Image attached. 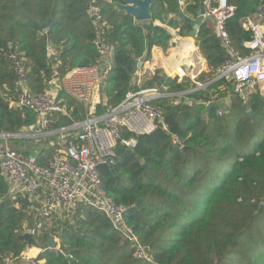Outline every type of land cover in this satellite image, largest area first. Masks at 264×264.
Returning a JSON list of instances; mask_svg holds the SVG:
<instances>
[{
    "label": "trees",
    "instance_id": "16d2710c",
    "mask_svg": "<svg viewBox=\"0 0 264 264\" xmlns=\"http://www.w3.org/2000/svg\"><path fill=\"white\" fill-rule=\"evenodd\" d=\"M117 1L95 3L112 50L103 89L104 103L112 107L124 100L138 62L149 59L154 46L165 48L171 29L180 28V35L189 30L179 9L196 18L200 4L185 0L182 7L179 0H155L150 19L137 22L114 6ZM259 2L248 0L245 10L235 11L225 23L231 47L243 56L249 54L243 42L252 31L242 27L241 19L256 12ZM87 7L88 0H0V134H18L36 119L32 109L13 108L2 96L15 95L9 52L23 58L28 85L36 92L44 90L53 70L63 74L95 63L96 28ZM197 40L211 69L204 88L182 94L196 85L159 70L142 82L174 97L187 96L194 104H169L166 96L154 99L163 104L167 130L158 127L138 135L134 147L118 144L114 162L99 168L103 189L126 207V222L151 260L136 258L103 214L80 207L73 220L60 225L62 251L40 253L42 264H264V96L256 91L242 101L232 91V81L216 78L229 52L206 21ZM207 74L202 72L199 80ZM59 97L69 116L54 115L53 130L85 117L82 103L64 92ZM223 98L228 102L221 104ZM210 101L216 106L208 110ZM97 111L103 108L97 106ZM8 189L0 174V264L8 256L17 263L26 246L19 237L23 224H33L25 199L12 198ZM53 230L41 231L39 241H47Z\"/></svg>",
    "mask_w": 264,
    "mask_h": 264
},
{
    "label": "built area",
    "instance_id": "2783aa9c",
    "mask_svg": "<svg viewBox=\"0 0 264 264\" xmlns=\"http://www.w3.org/2000/svg\"><path fill=\"white\" fill-rule=\"evenodd\" d=\"M95 3L96 0H88L87 7L96 28L93 42L98 57L95 63L75 66L63 74L53 70L44 90L36 92L28 85V70L23 58L15 51L8 54L15 76V95L2 96L13 108H29L35 112V122L29 127L30 136L35 140L43 139L47 145L44 148L50 149L51 155L43 156L40 162L38 156L8 144V139L17 134H0V138L5 140L0 147V174L8 184L9 196L20 197L27 202V215L33 217V224L24 223L23 232L30 233L35 241L34 245L25 246L17 263L8 256L3 264H42L38 259L40 253L51 248L61 252L60 225L73 220L80 207L103 214L133 249L136 258L151 260L149 249L139 244L132 226L126 222V207L115 203L103 189L99 165L109 166L114 162L118 144L134 147L138 135L149 134L158 127L167 130L164 108L153 100L175 95L157 86H142L143 79L152 76L156 70L151 55L142 61L144 65L133 76L132 86L124 100L114 107L104 103L103 89L112 68V50L107 44L105 22ZM203 4L205 15L212 17L215 33L229 52L226 61L216 69V78L225 77L232 81V91L242 101L256 91L264 96V23L254 22L249 16L241 19L242 27L252 31V38L243 42L249 54L243 56L231 47L225 29V23L234 15L237 4L230 0H203ZM256 15L264 17V0H260ZM185 75L181 71L177 80L181 81ZM191 78L195 79V76ZM194 84L195 89L206 85L200 81H194ZM193 90L191 88L182 94ZM61 92L84 105L85 117L82 121L53 130L54 115L69 116L63 99L59 97ZM180 103L192 105L194 101L187 96H179L171 104ZM97 106L103 108L101 113ZM217 114L222 115L221 108H217ZM126 132L130 133L127 137L124 135ZM50 135L54 137L49 138ZM48 221L53 224L54 230L49 238H53L55 246H51L48 240L41 243L38 238L39 229L44 230ZM32 249H36L34 254H30Z\"/></svg>",
    "mask_w": 264,
    "mask_h": 264
},
{
    "label": "crops",
    "instance_id": "0c3cea01",
    "mask_svg": "<svg viewBox=\"0 0 264 264\" xmlns=\"http://www.w3.org/2000/svg\"><path fill=\"white\" fill-rule=\"evenodd\" d=\"M179 4H180L179 6L183 7L185 5V0H179ZM246 16H249L254 22L264 23V17L258 18L256 12H253ZM246 16H244L242 20L247 18ZM190 18H194V17H190ZM206 23L210 27H214V24L212 22L206 21ZM179 29L180 28L171 29V38L168 41V45L165 48H162L160 46H154L152 48L151 55H153L152 58L154 60L156 70H159L161 74L167 77L177 78L179 74L177 69H179L180 71H183L186 74L184 77H188V79H190L192 83H194V81H200L207 85L210 82L207 80L209 79V70L211 69L210 67H208V63L206 59L202 56L200 52L198 40H197V33L195 36H189L187 33L188 30H185L184 31L185 34L180 35ZM187 40L191 41V44L193 46L192 50H187V48H185L186 46L184 48L182 47V43ZM158 51H160V55L158 54ZM51 52L52 51H50V53ZM143 63L142 65H144ZM202 72L208 74L203 79L199 80V76ZM169 75H174V76L171 77ZM191 76H195V79H192ZM227 98H223L222 100H220L221 104L222 102L227 103L228 102ZM210 102H213L216 106L215 101H210ZM208 103H205V105L207 106ZM28 131H30L29 127L25 128L20 133H18L17 134L18 136L11 137L7 141L8 144L25 153L37 154L39 155L40 159H43V156L49 157L51 155V150L48 148H44V146L47 145L45 143L37 144L39 140H33L34 138L30 136L31 133H28ZM53 137L54 135L49 136V138H53ZM4 141H5L4 139L0 138L1 146L3 145ZM25 223L28 224L27 222ZM46 229L48 228H45V230Z\"/></svg>",
    "mask_w": 264,
    "mask_h": 264
},
{
    "label": "water",
    "instance_id": "95a60500",
    "mask_svg": "<svg viewBox=\"0 0 264 264\" xmlns=\"http://www.w3.org/2000/svg\"><path fill=\"white\" fill-rule=\"evenodd\" d=\"M154 1L155 0H120V1L114 2V6L117 9L124 10L126 13L133 16L135 21L140 22V21H147L150 19V7L154 3ZM237 1H238V4L236 7V11L245 10L246 2L248 0H237ZM178 14L189 25L190 30H188L187 32L189 36L196 35L202 22L209 21L214 24L212 17L205 15V8H204L203 0H200L199 9L197 11L196 18H190L184 15L181 9H179ZM46 26H47V23H44L42 25L43 28H46ZM141 66H142V61L140 60L138 62V67H141ZM214 106L215 104L213 102H210L207 104V109L209 110L211 109V107H214ZM248 114L251 115V111H248ZM99 168L107 169L108 166L106 164H100ZM19 237L22 239L23 245H26L27 247H30L31 245L35 244V241L33 240L32 236L28 232H23ZM48 242L51 244V246H55V242L53 241L52 237L48 239Z\"/></svg>",
    "mask_w": 264,
    "mask_h": 264
},
{
    "label": "rangeland",
    "instance_id": "374dc122",
    "mask_svg": "<svg viewBox=\"0 0 264 264\" xmlns=\"http://www.w3.org/2000/svg\"><path fill=\"white\" fill-rule=\"evenodd\" d=\"M169 76H171V77H173L174 75H169ZM188 79V77H184L183 79ZM167 97V102L169 103V104H171V103H174L175 102V100H176V97H174V96H171V95H168V96H166ZM159 103L160 104H162L161 103V101H159ZM163 105V104H162ZM28 133H30V131H28ZM33 140H35V139H33ZM40 143H45L44 142V140L42 139V141H41V139H39V141L37 142V144H40ZM0 146H1V143H0ZM32 220H33V217H30ZM28 223V222H27ZM48 225H46L45 226V228H50V229H53V224H51V221H48V223H47ZM28 225L30 226V224L28 223ZM41 231H43V230H41V229H39V232H41ZM36 252V249H32L31 251H30V254H34Z\"/></svg>",
    "mask_w": 264,
    "mask_h": 264
},
{
    "label": "bare ground",
    "instance_id": "6f19581e",
    "mask_svg": "<svg viewBox=\"0 0 264 264\" xmlns=\"http://www.w3.org/2000/svg\"><path fill=\"white\" fill-rule=\"evenodd\" d=\"M186 46V47H185ZM182 47L184 48H187V50H192L193 46L191 44V41L190 40H187L185 42L182 43ZM170 72V71H169Z\"/></svg>",
    "mask_w": 264,
    "mask_h": 264
}]
</instances>
